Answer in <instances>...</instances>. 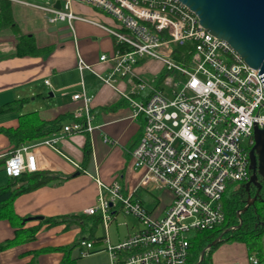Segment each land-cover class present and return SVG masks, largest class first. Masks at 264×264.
Returning a JSON list of instances; mask_svg holds the SVG:
<instances>
[{
	"label": "built area",
	"instance_id": "obj_1",
	"mask_svg": "<svg viewBox=\"0 0 264 264\" xmlns=\"http://www.w3.org/2000/svg\"><path fill=\"white\" fill-rule=\"evenodd\" d=\"M7 1L43 11L50 24L65 21L73 35L75 20L98 24L76 15L71 8L74 1L116 22L114 27H103L113 38L115 49L99 56L100 62L112 63L111 69L96 76L127 101L132 119H141V135L130 152L134 168H145L140 186L166 189L172 200L164 216L156 218L131 195L121 194L116 182L96 180V204L84 214L100 215L105 234L99 250L107 251L110 264H191V234L220 226L227 184L249 179L253 127L264 128V73L246 65L226 41L209 34L196 15L177 0H58V9L53 6L56 0L45 5ZM144 59L162 64L161 80L175 74L173 82L166 81L171 84L169 91L160 87V79L155 87L135 76L133 67ZM77 68L91 70L81 58ZM117 76L126 77L128 89L117 86ZM44 83L48 85L47 80ZM78 84L81 89L71 98L80 100L81 106L73 111L72 119L36 144L58 151L61 137L89 133L94 128L90 97L82 80ZM32 147L22 144L7 155V177L37 171ZM117 209L135 216L142 228L111 244L106 230ZM262 245L264 253V235ZM93 247V241H80L79 256L88 255ZM248 261L264 264V259L259 261L255 255ZM200 262L201 255L195 264Z\"/></svg>",
	"mask_w": 264,
	"mask_h": 264
},
{
	"label": "crops",
	"instance_id": "obj_2",
	"mask_svg": "<svg viewBox=\"0 0 264 264\" xmlns=\"http://www.w3.org/2000/svg\"><path fill=\"white\" fill-rule=\"evenodd\" d=\"M10 5L18 33L9 28L0 30V105L26 98L21 114L36 111L38 117L45 121L65 116L63 125L72 119L73 111L81 106V101L73 100L71 96L80 91L78 83L82 80L85 92L90 97L91 123L94 126L89 133L61 137L56 144L58 151L36 144L43 138L27 143L33 145L37 172H50L61 179L23 192L15 198L12 208L18 217L24 218L21 223L32 226L47 217L84 213L96 204V180L104 184L116 182L121 194L131 195L154 217L162 218L171 203L172 194L166 189L140 186L145 168H134L130 157L141 135V119H132L127 101L96 76L107 73L112 66L111 62L99 61L101 54L109 55L115 49L113 38L103 28L113 24L112 18L74 1L71 8L76 15L98 24L75 20L73 35L65 21L50 24L46 20V13L39 9L19 2H10ZM19 35H32L38 48L49 50L37 56L17 57L14 52ZM79 58L90 65L91 70L79 71ZM157 68L156 63L144 59L133 67V73L158 87L159 80L154 82ZM45 80L48 85L44 83ZM116 84L122 90L129 87L126 77L117 76ZM17 125V113H0L1 128H15ZM12 149L13 145L0 134V158ZM72 162L77 163L79 169ZM0 173L1 186L8 177L5 172ZM34 217L42 219L27 220ZM63 227V224L51 227L43 225L34 240L1 251L0 264H61V251H37L73 243L79 228L73 226L63 230ZM13 229L9 222L1 220L0 241L11 237ZM97 244V247L103 246L101 240ZM77 253L78 246L71 250L70 257H76ZM99 254L102 264H110L106 251ZM93 256L92 253L83 256L77 264H90ZM248 258L244 243L228 241L212 251L209 264H249Z\"/></svg>",
	"mask_w": 264,
	"mask_h": 264
},
{
	"label": "trees",
	"instance_id": "obj_3",
	"mask_svg": "<svg viewBox=\"0 0 264 264\" xmlns=\"http://www.w3.org/2000/svg\"><path fill=\"white\" fill-rule=\"evenodd\" d=\"M5 28L18 33V28L13 21L10 2L0 0V30ZM184 48L186 47L181 49ZM48 50L38 48L32 35H19L15 44L14 55L17 57L37 56ZM163 76L164 72L159 79L161 80ZM25 102L26 98H22L0 105V113L12 111L18 114V125L15 128L0 127V134L8 139L9 143L13 145V149L59 130L65 119V116H58L50 121L41 120L36 111L21 114V108ZM8 154L0 158V172H4V160ZM57 179L61 178L50 172H25L18 177H8L6 183L0 186V221H7L14 228L11 237L0 241V252L14 245L34 240L43 225L51 227L63 224V230L73 226L79 228L78 236L73 243L67 246L43 248L37 251V253L61 251L63 253L61 264H76V258H71L70 252L79 245L80 241H93L95 245L101 240L102 237L94 238L97 226L101 224V218L98 214L86 215L82 213L47 217L32 226H26L25 222L21 223L24 218L18 217L12 208L15 198L23 192L31 191ZM250 194H252L251 189ZM246 196L244 183L229 182L227 184L222 196L224 222L212 230L195 231L191 234L189 239V263L195 264L198 257L203 253L199 264H209L212 251L219 244L228 241L244 243L249 256L255 255L259 261H263L264 203L255 201L241 212L245 205ZM217 238H220L219 241L212 244ZM209 244L211 245L207 248ZM205 248L207 250L204 251ZM90 253H93V251Z\"/></svg>",
	"mask_w": 264,
	"mask_h": 264
},
{
	"label": "water",
	"instance_id": "obj_4",
	"mask_svg": "<svg viewBox=\"0 0 264 264\" xmlns=\"http://www.w3.org/2000/svg\"><path fill=\"white\" fill-rule=\"evenodd\" d=\"M177 1L196 15L199 24L209 34L226 41L246 65L264 73V0ZM53 6L58 9L59 1L56 0ZM253 139L254 144L248 152L250 176L244 183L247 196L241 212L257 201L261 188L258 176L264 180V128L254 125ZM252 186L256 188L254 196L250 194ZM260 202L264 203V199ZM32 219L42 218H27Z\"/></svg>",
	"mask_w": 264,
	"mask_h": 264
},
{
	"label": "rangeland",
	"instance_id": "obj_5",
	"mask_svg": "<svg viewBox=\"0 0 264 264\" xmlns=\"http://www.w3.org/2000/svg\"><path fill=\"white\" fill-rule=\"evenodd\" d=\"M51 0H31V2L40 4V5H45L46 3H49ZM113 20V19H112ZM116 25V22L113 20V24L110 27H114ZM149 61L151 60L152 62L156 63V67L157 68V73L154 71L156 77H154V82H157L161 76V74L164 72V68L162 66V64L158 61L152 60V59H148ZM158 64V65H157ZM156 69V68H155ZM175 75V74H173ZM173 75H168L165 80H161L159 85L160 87H163V90L169 91L170 89V85L166 83V81H170L173 82L176 79V76ZM1 173H0V178H1ZM155 194V193H154ZM264 212V210H263ZM142 228V223L139 222V220L133 216L132 214H125L122 211H118L117 209V213L115 214V218L109 223L108 228L106 230L107 236L110 240L111 244H116L117 242L121 241L123 238L126 237V235L130 232V231H134V230H139ZM105 234V229L103 227V224L101 222L100 225L97 226V229L95 231V236L94 238H101L103 237ZM98 244H95L94 247L89 251L88 255L91 254L90 252L93 251L92 256H93V264H102L101 261V254H99V252L102 251H106V250H99L100 247L103 248V246H98ZM107 252V251H106ZM86 255V256H88ZM71 258H76V264L77 261L80 260L81 256H79V254L77 253L76 257L72 256ZM92 262L90 264H92Z\"/></svg>",
	"mask_w": 264,
	"mask_h": 264
},
{
	"label": "flooded vegetation",
	"instance_id": "obj_6",
	"mask_svg": "<svg viewBox=\"0 0 264 264\" xmlns=\"http://www.w3.org/2000/svg\"><path fill=\"white\" fill-rule=\"evenodd\" d=\"M258 180L260 181V183H261V188H260V190L258 191V194H257V201H260V200H262V199H264V180L260 177V176H258ZM251 195L252 196H254L255 195V193H256V188L255 187H251Z\"/></svg>",
	"mask_w": 264,
	"mask_h": 264
}]
</instances>
